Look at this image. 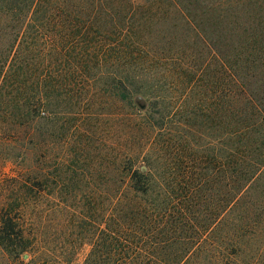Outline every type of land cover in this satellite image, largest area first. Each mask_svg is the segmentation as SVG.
Segmentation results:
<instances>
[{
    "label": "trees",
    "instance_id": "16d2710c",
    "mask_svg": "<svg viewBox=\"0 0 264 264\" xmlns=\"http://www.w3.org/2000/svg\"><path fill=\"white\" fill-rule=\"evenodd\" d=\"M8 163L0 264H264V1L0 0Z\"/></svg>",
    "mask_w": 264,
    "mask_h": 264
},
{
    "label": "rangeland",
    "instance_id": "374dc122",
    "mask_svg": "<svg viewBox=\"0 0 264 264\" xmlns=\"http://www.w3.org/2000/svg\"><path fill=\"white\" fill-rule=\"evenodd\" d=\"M221 1H226V0H221ZM161 67L164 68L163 65H161ZM98 113L99 114L101 113L98 118L99 121L98 123L96 122V124H94L95 121L92 122V125L93 124L94 125L91 127L89 134L80 130V131H76L73 137L72 136L73 132H72L71 136L70 134H67L66 137H69L68 139H66L65 137L64 141H62L61 143L59 142V160L62 159V161H65L66 163H68L69 160L71 159L73 160L74 157L81 156V152L79 151V148L83 144L86 145V147L89 149V153H90L89 159L94 158V155L97 152L96 149H98V147H100L101 149L105 148L106 144L108 143V138H109L108 133L110 129L108 120H107L108 112H107V109L105 108V110H103L102 112L99 111ZM71 137H72V140H71ZM68 141H71L70 144ZM75 150L77 151L74 152ZM1 168H0V178L6 177V176L7 177L12 176L13 165L11 163L6 164L3 169ZM44 225L47 227L48 232L52 236L50 240V246L57 249L56 254H59V217L52 221L48 218L44 222ZM75 246H76L75 253L72 256L73 264H83L88 254L90 253L91 246L89 245L88 240L78 242L77 245Z\"/></svg>",
    "mask_w": 264,
    "mask_h": 264
}]
</instances>
